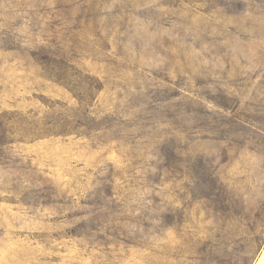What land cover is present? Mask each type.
Returning a JSON list of instances; mask_svg holds the SVG:
<instances>
[{"label": "rangeland", "instance_id": "obj_1", "mask_svg": "<svg viewBox=\"0 0 264 264\" xmlns=\"http://www.w3.org/2000/svg\"><path fill=\"white\" fill-rule=\"evenodd\" d=\"M264 0H0V264H256Z\"/></svg>", "mask_w": 264, "mask_h": 264}, {"label": "crops", "instance_id": "obj_2", "mask_svg": "<svg viewBox=\"0 0 264 264\" xmlns=\"http://www.w3.org/2000/svg\"><path fill=\"white\" fill-rule=\"evenodd\" d=\"M256 264H264V250L262 251L259 259L256 262Z\"/></svg>", "mask_w": 264, "mask_h": 264}, {"label": "trees", "instance_id": "obj_3", "mask_svg": "<svg viewBox=\"0 0 264 264\" xmlns=\"http://www.w3.org/2000/svg\"><path fill=\"white\" fill-rule=\"evenodd\" d=\"M248 264V263H247Z\"/></svg>", "mask_w": 264, "mask_h": 264}]
</instances>
